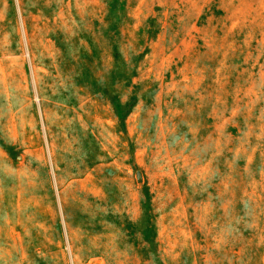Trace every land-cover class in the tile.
Segmentation results:
<instances>
[{
	"label": "rangeland",
	"instance_id": "rangeland-1",
	"mask_svg": "<svg viewBox=\"0 0 264 264\" xmlns=\"http://www.w3.org/2000/svg\"><path fill=\"white\" fill-rule=\"evenodd\" d=\"M0 264H264V0H0Z\"/></svg>",
	"mask_w": 264,
	"mask_h": 264
}]
</instances>
